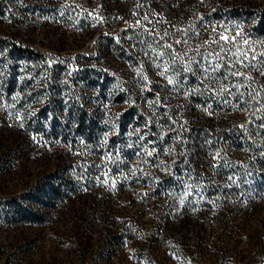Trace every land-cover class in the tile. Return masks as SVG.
Masks as SVG:
<instances>
[{
  "label": "trees",
  "instance_id": "16d2710c",
  "mask_svg": "<svg viewBox=\"0 0 264 264\" xmlns=\"http://www.w3.org/2000/svg\"><path fill=\"white\" fill-rule=\"evenodd\" d=\"M86 2L0 0V264H264V0Z\"/></svg>",
  "mask_w": 264,
  "mask_h": 264
},
{
  "label": "rangeland",
  "instance_id": "374dc122",
  "mask_svg": "<svg viewBox=\"0 0 264 264\" xmlns=\"http://www.w3.org/2000/svg\"><path fill=\"white\" fill-rule=\"evenodd\" d=\"M63 2H85L82 3L83 5L81 6V10L83 11H88L90 15H95L97 16V8L91 7L90 2H86V0H63ZM157 15V13H156ZM65 32L70 33V24L69 22H63V28ZM106 32H108V29H105ZM177 35V34H176ZM179 35V34H178ZM178 38V36H177ZM79 48H69L64 50V54H71L74 53L78 50ZM48 50L50 51H55L53 48L48 47ZM226 66V64H224ZM228 70V69H227ZM41 118L45 119L44 115H41ZM252 129V128H251ZM251 134H255L254 130H252ZM240 138V137H239ZM201 144L205 145L206 142L204 140H201ZM241 149V148H239ZM240 152V151H239ZM139 155V156H138ZM133 156V157H132ZM136 157V158H135ZM143 157L137 152L134 154H131L130 156V161L132 162H137L139 160H142ZM146 158V157H145ZM143 159L142 161H147L146 159ZM228 168H235V164L231 163L228 165ZM144 174V173H143ZM143 174H137L133 175L134 177L132 178L133 184L136 185L137 192H144L145 191V185H156V180L149 178ZM238 177L235 175L234 178ZM119 179H121L119 176L115 175L113 178L114 182H118ZM243 183L245 185V189L240 190V191H231V192H264V178L261 177H256L253 172L251 171H245L244 172V179ZM20 174H10L6 173L0 177V194H8L10 192H19L20 190ZM163 186L165 189L170 186L171 184H178L179 187L185 186L184 190L179 189L177 192H188L190 196L193 197L194 200L200 201V200H205L208 197L207 192H223L222 190H208V189H203L201 187L202 185V177L198 174H193L191 176L183 177L181 174V168H179L177 171L172 172L170 174V177L163 181ZM118 192H127V191H118ZM181 209V200L179 201L177 210L179 211ZM46 246L49 248L50 246L53 247V244L47 243ZM175 256V255H174ZM170 258V260H167L163 262L162 264H181V257H174ZM32 259H37L36 255L31 256ZM144 264V263H143Z\"/></svg>",
  "mask_w": 264,
  "mask_h": 264
},
{
  "label": "snow or ice",
  "instance_id": "6c2138e0",
  "mask_svg": "<svg viewBox=\"0 0 264 264\" xmlns=\"http://www.w3.org/2000/svg\"><path fill=\"white\" fill-rule=\"evenodd\" d=\"M149 23H152V21H149ZM165 36H167V33H165ZM222 39H227V38L226 37H222ZM177 43H180V41H177ZM163 46L166 47V48H171L172 47L171 44H165ZM221 51H223V49H221ZM164 54L165 53H160V55H164ZM204 59L207 61L209 58L206 56V57H204ZM223 59H224V57L221 56L220 53H216L215 56L213 57V60L223 61ZM237 59H238V62L241 65H244V62H245L246 59H248V57H247V54H243V57L242 58L241 57H238ZM252 59L254 60L255 57H252ZM173 62H175V57H173ZM222 67H224V64L223 63H214L212 61H209L208 66L206 68L202 69V70L204 72H206V73H208L209 70H211L212 72H215V71L221 69ZM227 67H228L229 71H228V73L225 74V76H224L225 79H227V76H229V75L230 76H236V77H243V73L242 72L232 70L235 67L234 64H228ZM184 70L185 71H190V69L187 68V67ZM168 71H169V68L165 67L164 68V72L166 73ZM245 78L247 79V77H245ZM168 82L170 84L171 83H174L173 79H171V78H169V81Z\"/></svg>",
  "mask_w": 264,
  "mask_h": 264
}]
</instances>
